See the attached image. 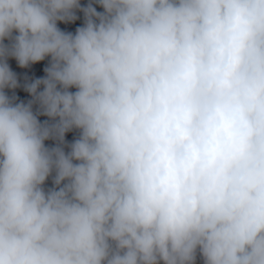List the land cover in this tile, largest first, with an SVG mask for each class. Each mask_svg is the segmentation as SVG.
<instances>
[{"label": "clouds", "instance_id": "9594fccd", "mask_svg": "<svg viewBox=\"0 0 264 264\" xmlns=\"http://www.w3.org/2000/svg\"><path fill=\"white\" fill-rule=\"evenodd\" d=\"M95 3L0 0V264H264V0Z\"/></svg>", "mask_w": 264, "mask_h": 264}, {"label": "crops", "instance_id": "0c3cea01", "mask_svg": "<svg viewBox=\"0 0 264 264\" xmlns=\"http://www.w3.org/2000/svg\"><path fill=\"white\" fill-rule=\"evenodd\" d=\"M90 2L93 3V5L95 7H97L98 11H102V8H100L99 5L95 3V0H80V3L82 6H86ZM76 14L78 17L77 20L69 22V23L58 22V27H60L61 30H63V31L74 33L75 29L77 27H80L83 25V13L77 11ZM5 43H8V41H5ZM49 59L50 58H45L44 61H41L37 64L30 65L27 68H20L18 66V64L16 63L15 59L10 58L8 60V63L10 65L11 69L17 74V77H18V80L20 83V87L14 89V90H6L7 94L9 96H12L14 94L16 97H18L17 102L23 101V102L27 103L29 100H31L32 96L24 90L23 85L26 82H30L34 79L43 77L45 75L43 69L48 65ZM42 89H43V86H41L40 90H42ZM46 145L50 146L48 143H46ZM67 150L68 149L66 148L65 151H67ZM50 179H51V177L49 178V180ZM48 181L46 182V185H47ZM46 185H45V187L47 188Z\"/></svg>", "mask_w": 264, "mask_h": 264}, {"label": "rangeland", "instance_id": "374dc122", "mask_svg": "<svg viewBox=\"0 0 264 264\" xmlns=\"http://www.w3.org/2000/svg\"><path fill=\"white\" fill-rule=\"evenodd\" d=\"M72 91H75V89H72ZM37 107H38L37 105L35 104L33 105L34 111L36 110ZM39 119L41 121H44V120H47L48 118L44 116H40ZM77 135H78V131L73 130L72 132H69L66 134L65 139L68 143H71L76 138ZM46 143H48L50 146H54V142L51 140L46 141ZM197 264H202V261L200 260L199 257L197 258Z\"/></svg>", "mask_w": 264, "mask_h": 264}, {"label": "trees", "instance_id": "16d2710c", "mask_svg": "<svg viewBox=\"0 0 264 264\" xmlns=\"http://www.w3.org/2000/svg\"><path fill=\"white\" fill-rule=\"evenodd\" d=\"M47 188H50V187H52L53 185H52V178L48 181V183H47Z\"/></svg>", "mask_w": 264, "mask_h": 264}]
</instances>
